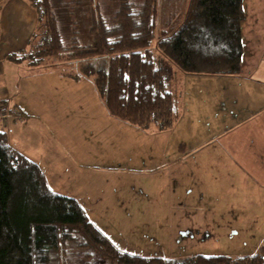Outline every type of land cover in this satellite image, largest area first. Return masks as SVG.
<instances>
[{"label":"trees","instance_id":"trees-1","mask_svg":"<svg viewBox=\"0 0 264 264\" xmlns=\"http://www.w3.org/2000/svg\"><path fill=\"white\" fill-rule=\"evenodd\" d=\"M27 1L37 14L36 32L29 50L11 53L8 60L31 66L48 59L77 63L75 78L92 81L110 116L144 130L172 129L180 115L166 64L148 50L157 32L158 50L183 74L229 76L242 70L244 0H179L183 8H176L163 27L162 0H118L108 17L100 4L90 2L85 45L76 21L65 40L51 0ZM93 255L101 260L94 264H264V244L254 255L239 258L178 260L122 251L75 198L52 190L41 166L0 131V264H70L72 257L78 264H91Z\"/></svg>","mask_w":264,"mask_h":264},{"label":"crops","instance_id":"crops-1","mask_svg":"<svg viewBox=\"0 0 264 264\" xmlns=\"http://www.w3.org/2000/svg\"><path fill=\"white\" fill-rule=\"evenodd\" d=\"M7 3L3 15L5 29L0 30V131L7 133L16 149L41 166L51 189L75 198L92 221L96 220L93 205L90 204L91 210L88 202L83 200L85 197L98 202L104 199L100 196L102 193L96 191L103 170L108 173L105 178L113 184L115 191L125 190L128 192H124V196L129 194L140 199L153 197L151 209L158 214L154 217L167 215L169 221L175 200L179 214L196 212L198 208L205 211L197 204H182L186 201H222L218 194L209 193L208 187L223 186V170L232 171L225 176L229 180L225 182V191L229 193L239 194L238 178L246 190L256 188L258 192L259 188H264V0H244L246 20L242 25L244 54L240 74L186 75L177 69L176 95L180 115L176 126L166 131H159L156 126L154 130H144L110 116L102 100L99 101L92 81L75 78L77 70L63 66L70 63L44 67L10 62L8 56L11 53L29 50L38 20L27 0H8ZM16 22H20V26L10 34L6 27L14 26ZM38 75L44 77L37 81L34 76ZM52 77L56 81L49 86ZM86 82L90 84L88 92ZM53 87L60 93L54 94ZM82 100L101 102L99 113L112 130H116L117 125L125 127L120 136L106 138L110 145L108 155L102 151L100 142L92 152L77 151V158L72 154L71 138L63 125L71 105ZM80 130L88 131L83 126ZM151 133L156 137L150 138ZM160 134L167 139L158 147V156H151L150 161L120 148L132 140L141 144L156 140ZM111 148L113 154L122 150L119 154L128 162L120 160V163L126 167L112 166V161L107 167L83 164L86 159H102V154L103 159H113ZM129 160L133 161L130 166ZM121 171L128 172L117 176ZM216 174L219 176L215 177ZM133 176H136L134 181L130 179ZM137 182H142V186L138 187ZM145 183L153 186L152 193L143 188ZM70 184L74 190L64 192ZM104 234L114 242L108 233Z\"/></svg>","mask_w":264,"mask_h":264},{"label":"rangeland","instance_id":"rangeland-1","mask_svg":"<svg viewBox=\"0 0 264 264\" xmlns=\"http://www.w3.org/2000/svg\"><path fill=\"white\" fill-rule=\"evenodd\" d=\"M7 1L8 0H0V30H4L6 25L3 15L8 4ZM90 2L96 5L100 4L102 12L106 17L110 16L118 7V0H51L59 18L60 28L67 42L71 38V30L74 21L77 22L80 43L85 45L90 40L88 36V28L90 26ZM183 5L184 2L179 0H162L160 4L161 27H163L169 16L176 13V8L181 10ZM73 8L75 9L74 12L71 10ZM72 13L75 14V18L73 19L70 16ZM18 26H20V22H16L14 26L10 25L6 27V30L8 29L11 34L18 29ZM10 34L9 37L11 38ZM158 39L159 34L157 32L156 38L151 42L148 50L153 51L155 57L163 59L166 64L164 67H166L167 80H169L172 85V90L176 92V80H179V78L176 77V72H178V70L169 60L163 58L157 48ZM107 62V58L102 61L103 64H107ZM50 64L54 63H52L51 59H48L42 66L45 67ZM77 65V63H74L72 66L71 64L63 66L70 67L71 69L74 67L75 71ZM80 66H83V64L80 63ZM34 77L38 81L41 80L44 75ZM53 81H56L54 77L48 81V85L52 86L51 83H53ZM86 83V92H88L87 89L90 84H88V82ZM52 91L56 95L60 93L57 87H53ZM99 101H101V99ZM99 101L96 100V102H93L89 100L88 102L82 100L81 103L83 104H72L70 111L65 117L66 123L63 125V128H65V131L71 138L69 145L70 147L73 146L72 154L75 158H77V151L92 152L96 150L97 146L95 148V145L96 143L98 145L99 142L102 151L104 150L105 155H108L110 145H108L109 139L106 138L109 137V135H111V139L118 137L122 134L123 129H125V127L117 125L116 130H112L111 127H109L110 124L107 125V123H105L98 110L100 109L98 105L101 103ZM82 126L85 130H88L87 133L80 130ZM154 128L155 127L152 126L149 128V131L152 129L154 130ZM153 135L154 134L151 133L150 138L156 137ZM160 135L161 136L156 140L154 138L147 142L141 139L143 144L136 142V140H132V142L128 141L126 145L123 144L124 147L120 148L137 158L142 156L143 159L150 161L152 160L150 158L151 156H158V151H160L158 147L163 142L165 143L167 139L166 136ZM116 144L119 145L118 142ZM121 149H118V153L113 154L112 151L114 149L111 148L113 159H103L104 155L102 154V159H83L85 160L83 164L85 166L99 164L107 167L112 161V166H119L121 164L120 160L128 162L119 154L122 153ZM159 157L162 159V154H159ZM130 162L133 161L129 160V166L132 165ZM121 165L126 167L123 164ZM104 171L106 170L101 171L102 178L99 180L100 186L96 188V191L102 193L100 196L104 199L98 202L88 200L85 197L83 201L88 202L90 209V204L93 205V210H91L96 220L92 221L88 217L93 225L103 234L108 233L113 241L122 248H118L111 239L105 234L104 235L118 249H122V251L130 254L136 253L135 255H154V257L157 256L178 260L196 255L239 258L254 255L264 244V188H259L258 192L256 188L246 190L245 186L241 183L242 180L238 178L239 185L237 181L236 188H240L239 194L236 195V193L225 191V182L229 181L225 176L232 172L231 170H223L224 176L221 181V185L223 186L220 187L219 184L218 186L214 185L208 187L209 193L218 194V196L222 198V201H214L215 203H208V201L200 200L194 201L193 203L188 201L184 203L181 202L188 206L197 204L198 207L205 208V211H201L198 208L196 212L186 211L179 214L176 213L175 200L172 203V205H174V211L170 213V221L167 215H164V217L159 216V218L154 217L158 216V214L151 209L154 207L153 202L155 199L153 197L150 199H140L135 198L133 195L129 196V194L124 196V192H128L125 190L115 191L113 189V184H109V179L105 178L108 173ZM127 172L128 171H121L116 175L118 176L120 173ZM215 172L216 171H213V173ZM214 176L218 177L219 175L216 174ZM140 177L144 180V175ZM130 179L134 181L136 176ZM141 179L138 178L139 181H143ZM208 182L211 183V180ZM137 184L138 187L142 186L140 185L142 182H137ZM197 187L196 185L195 188L197 189ZM74 188L75 187L70 184L66 187V191L64 192H72ZM143 188L151 191V193L154 190L153 186H149L146 183L143 185ZM128 189H130V187H128ZM247 191L251 192L248 193ZM183 233L185 234L182 235ZM99 261H101L99 257L93 255L90 263L94 264ZM69 263L78 264L79 262L77 257H72Z\"/></svg>","mask_w":264,"mask_h":264},{"label":"built area","instance_id":"built-area-1","mask_svg":"<svg viewBox=\"0 0 264 264\" xmlns=\"http://www.w3.org/2000/svg\"><path fill=\"white\" fill-rule=\"evenodd\" d=\"M0 118H2L1 114H0Z\"/></svg>","mask_w":264,"mask_h":264}]
</instances>
